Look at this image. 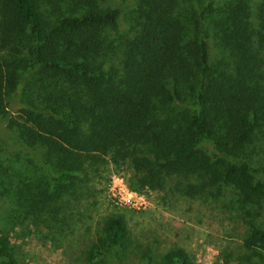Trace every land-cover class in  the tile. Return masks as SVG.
<instances>
[{"label": "trees", "instance_id": "obj_1", "mask_svg": "<svg viewBox=\"0 0 264 264\" xmlns=\"http://www.w3.org/2000/svg\"><path fill=\"white\" fill-rule=\"evenodd\" d=\"M102 1L61 10L59 0H0V128L18 150L9 159L0 144L9 229L67 224L70 205L111 163L130 172L138 193L164 191L173 177L187 179L180 192L189 198L213 199L227 187L248 226L236 262L264 264V167L247 152L264 127V23L252 22V0H227L213 22L229 59L219 72L206 44L212 0L198 11L186 0H131L123 33ZM8 230L0 229V264H22ZM98 243L89 261L121 264L130 245L124 221L105 218ZM160 258L191 264L178 248Z\"/></svg>", "mask_w": 264, "mask_h": 264}, {"label": "rangeland", "instance_id": "obj_2", "mask_svg": "<svg viewBox=\"0 0 264 264\" xmlns=\"http://www.w3.org/2000/svg\"><path fill=\"white\" fill-rule=\"evenodd\" d=\"M186 1L195 11L208 3V0ZM226 1H211L210 26L206 30L209 64L218 72L225 69L227 62L229 64L228 51L212 25L222 16ZM102 2L116 9L117 30L125 32L134 16L132 1ZM57 3L65 10L77 0H59ZM251 12L255 26L258 27L261 21L264 23V0H252ZM112 35V38L116 36L115 33ZM261 70L257 84L264 87V64ZM10 134L5 127L0 128V144L9 159L18 152ZM247 152L255 163L264 167V127L255 131ZM18 157V165L25 166L24 155L19 153ZM25 171L22 172L27 174ZM102 175L92 179L87 194L70 205L72 215L59 229H49L40 223L9 229V205L0 200V229H9L7 238L18 246L23 255L22 264H110L104 260L89 261L87 252L92 245L100 246L98 238L102 222L111 216L120 217L129 233L130 245L121 264H141L142 255H148V264H161L160 257L175 248L188 254L191 264H221L227 256L234 264H240L236 257L243 253L242 238L248 226L242 221L237 206L230 208L234 197L227 187L222 188L221 196L213 199L205 193L189 198L180 192L189 183L187 179L173 177L164 191L138 193L128 186L129 171H117L108 163L107 172ZM19 177L22 179L21 175ZM177 183L181 186L173 188L172 185ZM129 193L136 195L141 206L134 207L128 202ZM259 214L263 223L264 200Z\"/></svg>", "mask_w": 264, "mask_h": 264}, {"label": "built area", "instance_id": "obj_3", "mask_svg": "<svg viewBox=\"0 0 264 264\" xmlns=\"http://www.w3.org/2000/svg\"><path fill=\"white\" fill-rule=\"evenodd\" d=\"M127 200L134 207L141 206V204H139L138 199L136 198V195L134 193H129L127 195Z\"/></svg>", "mask_w": 264, "mask_h": 264}]
</instances>
